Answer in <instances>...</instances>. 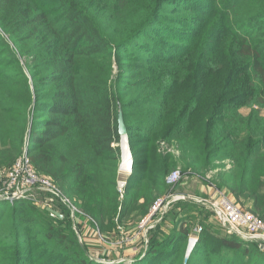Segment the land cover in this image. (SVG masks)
<instances>
[{
  "label": "trees",
  "instance_id": "obj_1",
  "mask_svg": "<svg viewBox=\"0 0 264 264\" xmlns=\"http://www.w3.org/2000/svg\"><path fill=\"white\" fill-rule=\"evenodd\" d=\"M216 48L237 77L234 94L224 84L213 96L207 92L223 66L213 59ZM118 103L132 156L121 200ZM263 111L264 0H0V167L25 151L36 173L51 176L108 243V235L121 234L116 225L128 221L123 231L137 229L136 218L169 192L166 176L177 161L159 153L161 140L178 142L182 171L203 176L229 159L232 166L211 183L264 220ZM179 183L172 191L183 193ZM37 192L62 207L49 206L61 217L54 223L30 202L32 193L1 200L0 264H126L90 260L68 208ZM201 204L170 203L166 212L178 211L169 232L157 222L130 264H264L253 242L260 240L228 233L211 210L226 236L213 234ZM190 220L200 230L184 225Z\"/></svg>",
  "mask_w": 264,
  "mask_h": 264
},
{
  "label": "rangeland",
  "instance_id": "obj_2",
  "mask_svg": "<svg viewBox=\"0 0 264 264\" xmlns=\"http://www.w3.org/2000/svg\"><path fill=\"white\" fill-rule=\"evenodd\" d=\"M200 15L197 14V17H199ZM197 49L195 51V54L197 53ZM211 53L213 54V59L216 61H221L222 63V67L220 68V70L214 74V76L211 78V80L209 81L208 85H207V92L209 94H211L212 96L217 94L218 92H220L222 89L220 88L221 84H224L225 86L231 87V90L229 91L231 94H234L233 88H234V83L237 80V77L234 76L233 73L229 72V62L224 54L223 49L220 48H216L213 49L211 51ZM21 64H23V62L21 61ZM113 68V74L116 73V66L112 65ZM24 73H26V69H24ZM27 74V73H26ZM186 92V87H182L178 90V94L180 97H183L184 94ZM242 113H246L249 111V108H247V106L244 108L242 107L240 110ZM264 113V111L262 112ZM165 141V140H164ZM120 143H118L119 149H120ZM175 144L178 148V153L174 154V153H168L171 155V157H173L176 161H177V166L176 167H181L180 164V150H179V144L177 141H175ZM129 145V142H128ZM161 152V151H160ZM159 152V153H160ZM162 155H166L163 154V152L161 153ZM118 167H117V173H116V190L118 192V198L121 200L123 199L124 195H125V190L126 187L123 186V188L121 190L118 189V181H124L125 183L127 182L128 178L130 177V173H131V169L130 171H124L123 169H119V165L121 162V151H120V156L118 158ZM113 161L110 159L108 160V163H112ZM109 165V164H108ZM3 166V165H0ZM232 166V162L229 159H224L223 161L216 162V168L208 171L210 175V181L214 178V176L224 170L229 169ZM108 169H111L110 166H107ZM176 167H174L173 169H175ZM181 169V168H180ZM207 172V173H208ZM46 177L50 178L52 181L54 180L51 176H47ZM190 177L187 175H184L180 181V183L177 185V187L180 185L179 190L183 193L189 194V196L191 198H194L196 194H194V187L197 186V184H202L203 185H207L209 186L208 183H204L202 181V179L200 177H195V179H189ZM186 180V181H185ZM183 181V182H182ZM221 190V189H220ZM224 193L228 194L234 201L235 203H237L242 209L254 214L255 216L259 217L257 214H255L250 208L244 206L240 201L236 200L235 197L227 190H222ZM63 193V192H62ZM32 194L34 195L35 199H30V202L33 203L37 208H39L40 210H44L46 209V206H53L54 208L58 211H60V209L62 208L60 205L57 206L56 201L54 202V200L52 198H50L49 196L43 194V193H38L37 191H33ZM65 194V193H64ZM202 195V194H199ZM71 199L77 201L78 199L74 196H70ZM80 202V201H78ZM139 203V202H138ZM204 210H203V214L205 213V215L208 213V219L209 222L214 226L213 227V234H217L219 235V237L221 236H226V233L221 230L217 220L215 219L213 212L211 211V209L209 208V206L207 205H202ZM77 209V208H76ZM62 210V209H61ZM47 211V210H46ZM176 211H178L177 208L175 207H171L165 214L164 218H163V222H160V219L163 217V215L161 216V218L159 219L157 225H159L160 230L163 231V233H168L171 226L173 225V223L171 222V218L173 219V216L175 215ZM207 212V213H206ZM141 216L136 218V220L134 221L135 224L137 225V229L140 230V232H137L136 227L134 228H130L127 232L123 231L122 227H126L128 229V227L130 226V222L126 221L123 222L119 225H116V230L117 231H121V234L115 233L113 235H108L109 239V243L104 241L102 236L100 235L98 229H97V224L96 221L94 220V218L92 216H90L89 214H87L85 211H83L81 208H79V210L77 209L76 211H74L69 215V220L71 222V230L74 233V236L76 237L78 243L81 245V247L85 248L88 256L91 258L90 260H94L95 262H106V263H112V262H116L120 259H124L126 261V259H131L134 260L137 256V252H143L146 249L143 247L142 250H139V246H140V242L141 240L144 239V237L148 239V232L152 229H154L156 227V224L154 225L153 228L149 229L148 231L143 232V230L140 229V221L145 217ZM50 219H52V221L55 223L57 222V219L52 216L49 215ZM260 218V217H259ZM116 221V219H114ZM263 220V219H261ZM191 223H184L185 226H187L188 228H193L195 226L196 227V231L200 230V228L198 226H201L200 224L195 223V220H190ZM264 221V220H263ZM117 223V221H116ZM194 224V225H193ZM125 228V229H126ZM198 228V230H197ZM134 233V234H133ZM212 236V235H211ZM213 241L217 242L216 235H213ZM122 237V241H120V238ZM194 237L189 238V240H187L186 243H189L190 239H193ZM220 239V238H219ZM117 241H120V244L116 243ZM145 241V240H144ZM256 245H258L259 249L261 251H264V243L262 241H253ZM185 243V244H186ZM188 244L185 245L184 247V254H183V258L184 261L188 258L185 259V255H186V250H187V246ZM146 246V245H145ZM144 249V250H143ZM106 250V252L104 251ZM139 250V251H136ZM103 253H107L108 256L104 255ZM189 256V255H188ZM112 259V261H110ZM130 261H126V264H130Z\"/></svg>",
  "mask_w": 264,
  "mask_h": 264
},
{
  "label": "built area",
  "instance_id": "obj_3",
  "mask_svg": "<svg viewBox=\"0 0 264 264\" xmlns=\"http://www.w3.org/2000/svg\"><path fill=\"white\" fill-rule=\"evenodd\" d=\"M158 151H161L160 153L163 152V154H177L178 148L175 141L167 142L161 140L159 142ZM209 174L211 173L208 172L201 176V174L194 172L182 171L179 167L170 171L166 176V184L169 186V192L164 196L157 197L153 201L148 214L139 223L140 229L145 232L152 228L173 201L191 199L209 206L228 233L236 234L245 240H260L264 243V221L254 214L242 209L228 194L215 187L210 181ZM184 175L203 179L212 189L211 196H195L191 198L189 194L172 191L174 186L181 181ZM123 186H125V182L118 181V189L121 190ZM33 191L51 194L54 199L68 208L71 216L72 213L77 210L71 200L55 186L50 178L36 173L26 152L23 151L10 167H0V201H13L26 198ZM46 208L51 207L48 206ZM50 215L54 216L52 213H50ZM192 240L196 241V238Z\"/></svg>",
  "mask_w": 264,
  "mask_h": 264
},
{
  "label": "water",
  "instance_id": "obj_4",
  "mask_svg": "<svg viewBox=\"0 0 264 264\" xmlns=\"http://www.w3.org/2000/svg\"><path fill=\"white\" fill-rule=\"evenodd\" d=\"M117 133H118V136H119V145H120V151H121V162H120V165H119V169H122V162H123V157L125 155H127V159H129V170L131 169V165H132V156H131V152H130V149H129V145H128V136H127V128H126V124L124 122V118H123V113H122V109H121V106L120 104L118 103L117 104ZM46 210L49 212V213H52L54 215H57L58 217H61V214L55 212L54 210H52L51 208H46ZM194 242L192 239H190L188 245H187V250H186V255H185V259L188 257L193 245H194ZM146 243H148V239L146 238ZM146 247H147V244H146ZM144 253V251L141 253V255ZM121 260H124V259H120L118 261H121ZM116 261V262H118ZM126 261H130L131 262V259H126ZM129 262V263H130Z\"/></svg>",
  "mask_w": 264,
  "mask_h": 264
},
{
  "label": "crops",
  "instance_id": "obj_5",
  "mask_svg": "<svg viewBox=\"0 0 264 264\" xmlns=\"http://www.w3.org/2000/svg\"><path fill=\"white\" fill-rule=\"evenodd\" d=\"M189 177H190L189 179H195V176H189ZM193 193L196 194V195L202 194L203 196H211L212 189H211L210 186H207L206 184L205 185H203V183L199 184V185L197 184V186L194 187V192ZM146 238L144 237V240H145L144 248H146L145 245L147 244L146 243Z\"/></svg>",
  "mask_w": 264,
  "mask_h": 264
},
{
  "label": "bare ground",
  "instance_id": "obj_6",
  "mask_svg": "<svg viewBox=\"0 0 264 264\" xmlns=\"http://www.w3.org/2000/svg\"><path fill=\"white\" fill-rule=\"evenodd\" d=\"M122 160H123V162H122V169L124 171H130L129 170V159H127V155H125Z\"/></svg>",
  "mask_w": 264,
  "mask_h": 264
}]
</instances>
